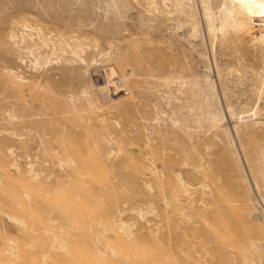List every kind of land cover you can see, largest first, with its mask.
<instances>
[{
	"label": "rangeland",
	"instance_id": "374dc122",
	"mask_svg": "<svg viewBox=\"0 0 264 264\" xmlns=\"http://www.w3.org/2000/svg\"><path fill=\"white\" fill-rule=\"evenodd\" d=\"M261 30L239 0H0V264H264Z\"/></svg>",
	"mask_w": 264,
	"mask_h": 264
},
{
	"label": "bare ground",
	"instance_id": "6f19581e",
	"mask_svg": "<svg viewBox=\"0 0 264 264\" xmlns=\"http://www.w3.org/2000/svg\"><path fill=\"white\" fill-rule=\"evenodd\" d=\"M239 3L244 11V13L252 18V20H257L258 25H261V28L264 27V0H239ZM254 39H256L257 34H255V31L253 32ZM259 37H264V33H262V30L259 31ZM225 112L221 110V118L220 122L223 126H225L228 130L229 136L231 138V141L233 143L234 149L236 150V154L238 159H241L243 161L244 157L242 155V151L240 149V146L236 142V135L235 132H231V130H234L235 124L237 123L236 117L232 115V113L229 111V108H223ZM253 115H255V112H253ZM243 116V115H242ZM241 116V117H242ZM241 121V120H240ZM242 155V157H241ZM241 171L243 175L245 176V180L247 182V185L254 188V182L252 181V178L249 175L247 166L243 167L241 165ZM139 213L143 216L141 209L139 210ZM264 215V211L262 213ZM260 212H256L255 217H260ZM257 247H260V244H256ZM42 259L45 260V255H42Z\"/></svg>",
	"mask_w": 264,
	"mask_h": 264
}]
</instances>
